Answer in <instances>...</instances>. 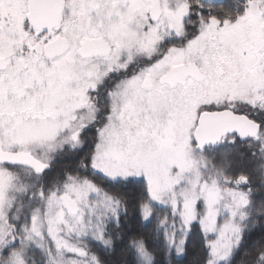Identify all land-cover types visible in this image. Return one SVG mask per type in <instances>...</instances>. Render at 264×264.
<instances>
[{
    "label": "snow or ice",
    "instance_id": "snow-or-ice-1",
    "mask_svg": "<svg viewBox=\"0 0 264 264\" xmlns=\"http://www.w3.org/2000/svg\"><path fill=\"white\" fill-rule=\"evenodd\" d=\"M0 264H264V0H0Z\"/></svg>",
    "mask_w": 264,
    "mask_h": 264
}]
</instances>
